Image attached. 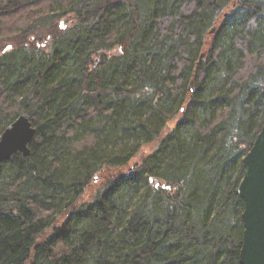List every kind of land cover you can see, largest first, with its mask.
<instances>
[{"label": "trees", "instance_id": "trees-1", "mask_svg": "<svg viewBox=\"0 0 264 264\" xmlns=\"http://www.w3.org/2000/svg\"><path fill=\"white\" fill-rule=\"evenodd\" d=\"M0 45V137L37 129L2 165L0 264H240L264 0H0Z\"/></svg>", "mask_w": 264, "mask_h": 264}, {"label": "water", "instance_id": "water-1", "mask_svg": "<svg viewBox=\"0 0 264 264\" xmlns=\"http://www.w3.org/2000/svg\"><path fill=\"white\" fill-rule=\"evenodd\" d=\"M8 46L6 49H10ZM6 49L4 51H6ZM193 90V86L190 87ZM36 127L27 114H21L0 137V173L13 155L29 156ZM244 176L238 194L244 201V238L240 264H264V125L250 151L243 158ZM99 177H95V182ZM151 183H160L151 178Z\"/></svg>", "mask_w": 264, "mask_h": 264}, {"label": "rangeland", "instance_id": "rangeland-1", "mask_svg": "<svg viewBox=\"0 0 264 264\" xmlns=\"http://www.w3.org/2000/svg\"><path fill=\"white\" fill-rule=\"evenodd\" d=\"M63 22H65V20H63L61 24H63ZM5 47H6V46H5ZM5 47H4V48H5ZM4 48H3V46L0 45V51H2ZM200 115L202 116V113H201ZM81 133H82L81 130H77V131H76V134H75L76 137H79V138H80L79 135H80ZM74 140H76V139H73V141H74ZM130 143H131V142H130ZM130 143L126 142V143H124V144L127 145V146H129ZM155 145H156L155 143L150 144V145H144V146L141 148L143 153L140 151V153H138V155L142 156L143 154H147V153L151 152V151L155 148ZM138 161H139V157H137V156H136L135 158L132 159V163H133V164L136 163V162H138ZM5 172H6V171H5ZM8 174H9V168H8V173H7L6 175H8ZM98 177H99V176H98ZM99 179H100V178H99ZM98 181H99V180H98ZM98 181H97V182H98ZM95 183H96V182H95ZM127 199H128V197H126L125 201H126Z\"/></svg>", "mask_w": 264, "mask_h": 264}, {"label": "bare ground", "instance_id": "bare-ground-1", "mask_svg": "<svg viewBox=\"0 0 264 264\" xmlns=\"http://www.w3.org/2000/svg\"><path fill=\"white\" fill-rule=\"evenodd\" d=\"M33 124V123H32ZM35 127V126H34ZM36 135V134H35ZM35 138V137H34ZM34 140V139H33ZM33 142V141H32Z\"/></svg>", "mask_w": 264, "mask_h": 264}]
</instances>
